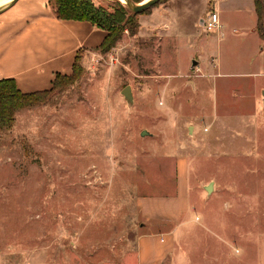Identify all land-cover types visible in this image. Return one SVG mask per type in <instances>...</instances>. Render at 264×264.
Instances as JSON below:
<instances>
[{"label": "rangeland", "instance_id": "obj_1", "mask_svg": "<svg viewBox=\"0 0 264 264\" xmlns=\"http://www.w3.org/2000/svg\"><path fill=\"white\" fill-rule=\"evenodd\" d=\"M168 1L0 131V264H137L144 203L176 193L180 160L189 205L160 222L179 263L264 264V19L206 30L213 1L172 18Z\"/></svg>", "mask_w": 264, "mask_h": 264}, {"label": "crops", "instance_id": "obj_2", "mask_svg": "<svg viewBox=\"0 0 264 264\" xmlns=\"http://www.w3.org/2000/svg\"><path fill=\"white\" fill-rule=\"evenodd\" d=\"M187 1L169 0L162 11L156 12L172 18L175 10H180ZM206 1L215 3L214 11L219 16L225 10L256 14L258 27L254 0ZM106 35V30L89 21L58 18L50 0H17L0 13V80L14 78L19 89L26 93L51 89L57 74L71 73L77 55L97 50ZM178 166L176 193L156 199L153 204L144 203L150 223L136 241L137 264H180L175 256L177 229H164L160 223L179 220L189 205L188 164L180 160Z\"/></svg>", "mask_w": 264, "mask_h": 264}, {"label": "trees", "instance_id": "obj_3", "mask_svg": "<svg viewBox=\"0 0 264 264\" xmlns=\"http://www.w3.org/2000/svg\"><path fill=\"white\" fill-rule=\"evenodd\" d=\"M141 2L143 0H134ZM258 14V28L262 27L264 19V0H254ZM161 2V0L159 1ZM55 14L60 19L86 20L107 31L102 44L97 48L110 50L118 39L123 35L125 29H130L133 34L137 33V22L135 16L140 13L131 12L120 1L115 0L108 5L99 4L97 0H50ZM152 8V7H151ZM113 9V10H112ZM150 9V8H149ZM145 10L143 13L148 11ZM81 52L77 55L73 68H80ZM65 74H57L53 87L47 90L35 92H23L19 89L14 78H3L0 80V131L12 126L15 113L25 107L37 105L46 98L57 86L60 77Z\"/></svg>", "mask_w": 264, "mask_h": 264}, {"label": "water", "instance_id": "obj_4", "mask_svg": "<svg viewBox=\"0 0 264 264\" xmlns=\"http://www.w3.org/2000/svg\"><path fill=\"white\" fill-rule=\"evenodd\" d=\"M17 0H11L10 2L3 4L0 6V13L11 7ZM160 0H143L141 2H136L134 0H125L122 2L131 12L133 13H143L145 10L153 7L156 5ZM196 60L193 61V66L196 65ZM122 93L129 104L133 103V93L131 91V86L127 85L123 90ZM191 129V127H190ZM147 133L146 130H143L141 134ZM214 181H211L207 185H205V189L208 193L214 190Z\"/></svg>", "mask_w": 264, "mask_h": 264}, {"label": "built area", "instance_id": "obj_5", "mask_svg": "<svg viewBox=\"0 0 264 264\" xmlns=\"http://www.w3.org/2000/svg\"><path fill=\"white\" fill-rule=\"evenodd\" d=\"M203 25L206 30H219L221 28V20L217 11H212L211 16L208 20H203Z\"/></svg>", "mask_w": 264, "mask_h": 264}, {"label": "bare ground", "instance_id": "obj_6", "mask_svg": "<svg viewBox=\"0 0 264 264\" xmlns=\"http://www.w3.org/2000/svg\"><path fill=\"white\" fill-rule=\"evenodd\" d=\"M11 0H0V6L3 5V4H6L8 2H10ZM122 2H125V0H120Z\"/></svg>", "mask_w": 264, "mask_h": 264}]
</instances>
